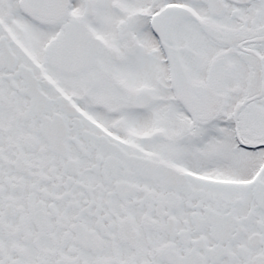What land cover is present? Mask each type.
<instances>
[{
    "label": "snow or ice",
    "instance_id": "snow-or-ice-1",
    "mask_svg": "<svg viewBox=\"0 0 264 264\" xmlns=\"http://www.w3.org/2000/svg\"><path fill=\"white\" fill-rule=\"evenodd\" d=\"M0 264H264V0H0Z\"/></svg>",
    "mask_w": 264,
    "mask_h": 264
}]
</instances>
